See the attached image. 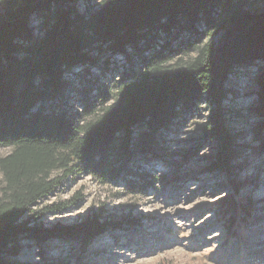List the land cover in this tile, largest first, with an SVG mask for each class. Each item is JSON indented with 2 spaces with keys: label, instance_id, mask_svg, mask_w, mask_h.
<instances>
[{
  "label": "trees",
  "instance_id": "trees-1",
  "mask_svg": "<svg viewBox=\"0 0 264 264\" xmlns=\"http://www.w3.org/2000/svg\"><path fill=\"white\" fill-rule=\"evenodd\" d=\"M82 1L14 0L0 15V145L12 147L0 158V264H22L14 256L23 240L39 248L53 239L86 243L96 233L87 223L45 228L26 216L76 172L137 183L133 159L165 160L167 135L201 102L214 105L200 125L217 146L211 171L235 175L238 167L222 102L234 70L264 64V10L251 13L248 0H100L83 13ZM33 17L42 23L37 33ZM103 56L107 68L116 56L140 67L110 93L95 89L80 112L59 102L66 73ZM256 83L253 112L264 117V66Z\"/></svg>",
  "mask_w": 264,
  "mask_h": 264
},
{
  "label": "rangeland",
  "instance_id": "rangeland-1",
  "mask_svg": "<svg viewBox=\"0 0 264 264\" xmlns=\"http://www.w3.org/2000/svg\"><path fill=\"white\" fill-rule=\"evenodd\" d=\"M13 1L0 0V15ZM99 1L83 0L77 10H95ZM247 10L262 12L264 0H248ZM30 22L37 33L40 18ZM195 53L193 49L189 56ZM103 58L67 72L59 102L80 112L95 89L110 93L114 80L140 67L136 58L116 56L107 68ZM263 66L255 61L237 68L226 82L222 110L240 146L235 175L210 169L217 146L204 139L200 125L214 105L201 102L178 131L167 135L171 141L166 143L165 160L144 165L133 159L137 183L103 182L76 172L26 216L31 226L45 228L87 223L96 233L86 243L53 239L39 248L23 240L14 258L22 264L50 259L69 264H264V117L253 112ZM11 151V146L0 145V158Z\"/></svg>",
  "mask_w": 264,
  "mask_h": 264
}]
</instances>
